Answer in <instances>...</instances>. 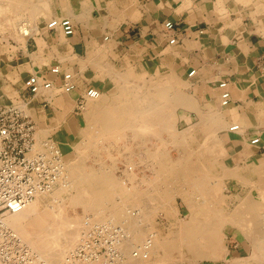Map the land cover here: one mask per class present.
<instances>
[{"label": "crops", "instance_id": "crops-1", "mask_svg": "<svg viewBox=\"0 0 264 264\" xmlns=\"http://www.w3.org/2000/svg\"><path fill=\"white\" fill-rule=\"evenodd\" d=\"M64 18L74 23L73 35L48 27ZM166 21L176 25L175 32L165 33ZM174 34L179 42L172 45ZM106 41L136 70L155 66L187 80L184 95L192 106L178 121L194 126L202 144L194 150L203 154L196 160L212 168L214 153L221 171L192 182L202 186H190L188 194L212 199L213 184L215 192L224 184L215 206L197 208L190 196L182 205L203 216L206 231L217 221L225 235L224 256L200 264H264V0H0V103L13 101L8 90L28 95L37 134L45 132L59 145L71 142L87 126L79 100L91 87L105 89L86 77L92 68H84V59L98 57ZM55 66L75 72L73 91L58 93L60 76L50 74L56 90L24 92L32 74ZM223 81L230 92L227 105L221 100Z\"/></svg>", "mask_w": 264, "mask_h": 264}, {"label": "rangeland", "instance_id": "rangeland-1", "mask_svg": "<svg viewBox=\"0 0 264 264\" xmlns=\"http://www.w3.org/2000/svg\"><path fill=\"white\" fill-rule=\"evenodd\" d=\"M24 28L27 29V27L23 26V29ZM108 42L109 41H106L102 46H99V48H97L100 53L98 57L96 55H92L93 57H88L87 59H84V68H86L87 66L92 68V70H89L86 73V77L93 78L94 82L95 81H97L98 83L103 82L105 84L104 85L105 89L103 88L100 92H101V96L105 98L108 103L110 102L112 103L117 97L121 101L131 100L136 110L138 109L143 110L147 108L151 102L156 101L159 103V108L161 110L163 109L165 118H163L162 122L159 121V125L153 126L154 129L152 130L154 131V133L157 131L156 134L151 135L150 133H153V131L150 129H149L150 131L148 130L149 131V134L147 135L148 139L147 138L146 139L149 142L146 140V143L144 145L138 143V142H141L139 139L136 141L134 140L135 143L138 141L137 143L139 145L137 143L136 144L133 143L134 142L132 140L133 138H131L132 136L129 135L130 132L127 133L126 130H124V132L120 131L126 134V136L122 135L123 133L121 134L120 132H119L120 135L117 133L115 135L113 134L114 136L107 135V134L104 136L99 131V129H95L94 127L93 129L90 126V123L88 122V119H87V115H86L87 126H85V128L81 131V134L79 135V137H77L76 139H73L71 142H68L62 145H59L56 142L61 147L64 153V156H65L64 158H65V163H66V176L70 175V168L73 165H78L81 162L82 163L85 162L83 165L85 167L84 168L85 171L90 172L92 168V170H97L98 173L103 172L100 174H104L105 176H108V178L114 177L112 179V181L115 182L114 184H116V182L117 184L120 183L119 186H117L116 184L115 188L111 186L110 190L111 192L113 191L114 193L112 196V202L106 203L104 201L105 202L103 203L104 206L102 205L100 207V210L97 209L95 211L89 210V208H87L84 204H81V202L74 204V195L76 194V191L73 189H69V191L62 193L63 196L60 195L61 197L60 196L54 197L51 193L52 191L49 193L40 194L39 198H41V202H42L39 206V211H38L39 212L38 218L40 219V222H41V225H40L41 228L39 227L40 229L47 226L48 223H50L48 221H52V219H59V218L61 219V221L60 220L59 221L56 220V221L60 223L59 225L61 224L64 225V227L62 225L60 227L59 225L57 226L58 223L56 224V222H55V226L60 228L62 231L66 229L65 232L70 231V229L73 230L72 228L77 229L74 227L77 224H78L77 226L80 228L81 222H83V225L85 226V227H81L83 229L80 230V233H79V230L77 231L78 232L77 234L80 240L78 239V237L75 239L76 246L74 245L75 247L73 246L74 248H71L70 249L71 251H67L66 252L67 254L68 253L70 254V252H72L77 247H79L81 243L80 241L83 239V237L86 234H88L90 231L96 229L97 227H99V229L101 230L103 229L107 230V227H108V228H111L112 230L114 229V231H119V233H121V236H120L121 243L123 242L125 243L128 240V238L131 237L132 232H129L131 230V226H127L126 222H125L126 224L124 223L125 219L122 218L123 216H119L118 214H115L116 212L114 208H117L115 205L119 204L120 211L124 213L125 215L128 212H132L135 215L137 214L136 216L140 215L141 213H140V210L138 209V206L132 207L131 204L126 205L127 203L126 199H124V197H122V195L120 194L122 189L123 190L128 189V191H130L132 187H135L136 190H138L139 192L147 191L148 195L151 194V196L146 197L143 200L142 204L140 205V207H142L144 212L149 214L148 222H145L144 224H142L141 227L146 237L151 235L155 237L156 239H158L159 243H162V244L181 243L180 239H178L180 237L179 233L181 232L180 227L181 226L183 227V228L181 227V230L183 231L187 223L191 221L192 219H195V218L203 219V216H201L200 214H193L187 208H183L182 205L185 203V199L183 198V196L188 197V198L189 196L191 198H195L197 201L196 207L202 209L204 200L206 201L205 203L208 206L210 204H212V206H215V201L213 200V198H215V196L219 198V193L221 192V188L218 189L219 191L217 190L216 193L214 192V189H213V192H212V196L214 194L213 198L211 196L212 199L203 200L204 196L202 194H193V192L188 194L186 191L188 190L193 191L190 188V184H188L189 182L187 183V181L182 176H179L178 173L170 169L168 166H165V168L163 167L162 169V171H164L165 173L161 172V170L159 171L160 173H158L157 171L158 169L157 165L159 163L158 161L155 160V155H156L155 149L156 151H160L161 153L165 155L168 154L172 156V158L174 159L181 158L182 156H185L186 158V155H189L190 157L188 156L187 157L191 159L192 163L194 162V160H196L197 155L199 154L200 156L202 155L200 151L198 153V151L194 150V148L200 147L202 145V144H199L196 140V137H194V133H195L194 126L188 127L183 122L179 123L178 121L181 114L185 111V108L192 106V103L189 100V98L186 95H184L185 93H187L186 92L187 89H185L187 85V80L183 79L186 81L185 82V81H182V79L176 75L172 76L167 72H161L159 71V68L155 69V66L152 68L148 67V69L144 72L136 70L135 63L134 62L131 63L130 60L124 57L123 55L115 54L113 52V48H114L113 45L109 44ZM74 76H76V74ZM53 90H56V88H53ZM58 90L60 91V93L62 92L61 89H57V91ZM8 94L13 100L18 99L17 101H19V103H22L20 102L21 98L18 96L17 92L8 90ZM164 99L167 100L166 101L167 103L164 101ZM148 101L150 103H148ZM185 105H188V106H185ZM24 108L27 113H30L29 107L26 103L24 104ZM86 108H87V104L85 105V108H84L85 114H87V111H88V109ZM165 124H166V127H165ZM163 128L165 129L167 128V129L164 130ZM99 132L101 134H99ZM44 133L45 132L41 134L40 132H38L37 135L40 140L46 138V136H43ZM158 133H159V137L157 138ZM171 134H173L174 137L177 134L176 139ZM172 140L174 141L172 142ZM178 140L180 141L179 144H178L179 142ZM175 141L177 142L175 143ZM182 142L184 144H182ZM174 144L177 145V147ZM154 146H156L157 148L159 146V150H157V148ZM181 146H182V150H179ZM82 148L83 149L85 148V150H83ZM146 148H148L149 150ZM82 151L84 152L80 153ZM92 152H94V154ZM150 152H152L153 154ZM84 153H86L88 156ZM84 155L87 156L86 159L83 158ZM149 155L150 156L152 155V159ZM212 155L214 159H216L214 156V153H212ZM99 156H101V158ZM108 156L110 157L112 156V157L110 158ZM81 157L83 158V161H81L82 160ZM214 159H212L213 171H219L218 169H216L218 167L215 166ZM128 166L130 168L132 166L134 167L133 171L136 174V179H134V181L130 179L127 180L126 176L128 175L129 171H131ZM199 168L201 172L203 171L205 172L207 169V168L205 169L204 166L201 164L199 165ZM104 171H106L108 174L105 173ZM109 175L110 176L113 175V176L109 177ZM159 176L161 177V179ZM144 178H146L147 181L149 179L150 181L148 182L149 183L151 182V184L149 185V183L143 182ZM156 179L158 181H155ZM119 180L121 181L119 182ZM146 184H148V186ZM214 185L215 184H213V188L215 187ZM223 186L224 184L222 183L221 187ZM182 192L186 193V195L182 196ZM162 196L164 198L163 200H160V198L162 199ZM36 200L37 199H35L34 201ZM186 201L188 202L187 198H186ZM114 202L116 204H114ZM58 205H60V207L62 208H59ZM130 205L131 207H129ZM110 206L114 211H112L111 208L109 209L107 208ZM106 208L107 210H110L112 213L114 212L113 216H111L112 213L110 211H104L106 210ZM194 208H195L194 206L193 208H191L192 211H194ZM180 210H182V213H183L182 215L179 213ZM103 211L107 212L105 214H107L108 216L104 215ZM171 214H173L172 217L170 216ZM35 219H34L35 222L39 221L38 219L37 220ZM105 221L107 223H105ZM85 222L87 225H85ZM119 223L121 224L122 227L119 226ZM213 227H216V229L219 231L218 232L219 242L217 243L218 249L225 250L224 233L220 232L221 230H220L219 225H213ZM12 229L14 230L13 227ZM14 231L16 232L17 230L15 229ZM74 232L76 233V231ZM16 233H18L19 235V232H16ZM221 235H222V238H221ZM220 239L222 241H220ZM125 248H127V252H130L131 254L134 251H136V250H133L127 247V243H126L125 247L123 248V251L121 250L119 251V255L121 257L120 264H123L124 262H127L129 260L128 253L124 252L126 250ZM158 252L157 254L151 255L148 259H145L146 261L144 264H146L147 261L149 264H200L202 263L203 260L220 259L221 257L224 256L223 255L224 251H219V253L221 254H218V256L217 255L215 256V253L212 252L213 253L212 256L209 254L206 256L197 257L192 252L182 247H178L176 249H173V248L166 249L165 248V251H164V248L159 247ZM164 259H166V261Z\"/></svg>", "mask_w": 264, "mask_h": 264}, {"label": "bare ground", "instance_id": "bare-ground-1", "mask_svg": "<svg viewBox=\"0 0 264 264\" xmlns=\"http://www.w3.org/2000/svg\"><path fill=\"white\" fill-rule=\"evenodd\" d=\"M24 26H25V24H24ZM21 29H22L23 32H28V30L26 28L23 29V26H22ZM69 72H71L73 75H75L74 74L75 72H72V71H69ZM74 80H75V76H74ZM45 91H47V90H45ZM58 93H60V91ZM119 100L120 99H118L116 97L115 100L112 103L110 102L111 103L110 104V103H108L106 101L105 98H103L101 96V93H100V96L98 98H92V99L90 98V99H88L87 108H86V109H88V111H87L86 115H87L88 122L90 123V126L92 128L94 127L95 129H99V131L104 136L106 134L107 135H113V134L115 135L117 133L120 135V133L122 134L124 132V130H126L127 133L130 132L129 135L132 136L131 138H133L132 139L133 141L134 140L136 141V140L139 139L141 142H138V141L137 142L144 145L146 143V140L148 139L147 135L149 134V131L154 129L153 126L159 125V121L162 122L163 118H165L164 113H163V109L161 110L159 108V103L156 102V101H153L151 103L148 101V103H150V105L146 102L149 105L147 108H145L143 110H140V109L137 108L138 110H136V108L134 107V104H133V102L131 100H126V101H121V100L119 101ZM164 101L166 102L167 100L164 99ZM178 104H179V102H178ZM185 106H188V105H185ZM162 126H163V124H162ZM165 127H166V124H165ZM163 129L166 130L167 128L166 129L163 128ZM120 131H123V132H120ZM155 131H156V129H155ZM100 132H99V134H101ZM156 133H157V131L155 133L153 131V133H150V134L154 135ZM122 135L126 136V134H124V133ZM129 135H127V136H129ZM171 135L174 137L173 134H171ZM176 136H177V134H176ZM176 136L174 137L175 139H176ZM106 137H108V136H106ZM158 137H159V133L157 135V138ZM214 139H215V137H214ZM174 140H172V142ZM39 141H41V140L39 139ZM135 141L133 143H135ZM176 142L177 141H175V143ZM179 143H180V141L178 142V144ZM182 144H184V143L182 142ZM175 146L177 147V145H175ZM154 147H156V146H154ZM146 149H148V148H146ZM83 150H85V148ZM157 150H159V146H158ZM179 150H182V146H181V148ZM77 151H79V150H77ZM96 151H97V149H96ZM210 151H211V149H210ZM83 152L84 151H82L80 153H83ZM94 152H92V153L94 154ZM159 152L160 151H156V149H155V153H156V155L154 154L155 155V160L158 161V163H159L157 165L158 166V169H157L158 173H160L159 172L160 170H161V172H164V171H162L163 167L165 168V166H168L170 169H172L173 171L178 173L179 176H182L187 181V183L189 182L188 184H190V186L193 187V188H194V186H196L198 188L200 186H202V184H200V186H199V185H197L198 183L197 184H193L192 183V182H195V180L200 179L201 176L202 177L203 176H207V177L210 176V177L215 178L216 176H219L221 174V171H220L219 167L216 168L219 171H213V168H209V167L206 166V168H207L206 169L205 168V164L204 163H200L197 160H194V162H193L194 164H193L191 162V159L188 158V157H190L189 155H186V158H185V156H182L181 158L174 159V158H172V156H170L168 154L165 155V154H163L161 152L159 153ZM150 153H152V152H150ZM84 154H86V153H84ZM84 156H83V158L86 159V157L88 155L85 156V157ZM99 157L101 158V156H99ZM108 157H110V156H108ZM150 157L152 159V155ZM83 158H82L81 161H83ZM212 159H214L213 155H212ZM96 162H97V160H96ZM81 163L78 164V165H73L70 168V175L66 176L63 180H61L59 182V184H57L54 187V189L52 190L51 193H52V195L54 197H59L60 195H62V193H65V192L69 191V189H73V190L76 191V194L74 195V204L81 202V204H84L87 208H89V210H93V211H95L97 209L100 210V207L103 205V203L112 202V196H113L114 193H113V191L111 192L110 189H111V186L113 188H115L117 182H116V184H114L115 182L112 181V179L114 178V177H112L113 175L112 176L109 175V177H112V178H108V176H105L104 174H100V173H103V172H99L98 173L97 170H92V168H91L92 171L90 170V172L85 171L84 170L85 167L83 166L85 162H83L82 164ZM190 164H192V165H190ZM200 164L203 165L204 168L206 169L205 172L204 171L201 172L199 170L200 169L199 168ZM108 167H110V166H108ZM129 169L131 171H129V173L127 171V173H128V175L126 176L127 180L130 179V180L134 181V179H136V174L133 171L134 167L133 166L131 168L129 167ZM88 170H89V168H88ZM114 170H116V169H114ZM104 172L107 173L106 171H104ZM156 176H157V174H156ZM157 179L155 181H158ZM160 179H161V177H160ZM122 180H124V179H122ZM120 181L121 180H119V182ZM148 181H150V180L148 179ZM148 181H147L146 178H144L143 182L149 183ZM107 184H109V185H107ZM150 184H151V182L149 183V185ZM119 185H120V183L117 184V186H119ZM146 185L148 186V184H146ZM214 186H216V185H214ZM186 192L188 193V191H186ZM120 194L122 195V197H124V199H126V201H127L126 205L131 204L132 207L138 206V209L140 210V213H141L138 216H136L137 214L135 215L132 212H128L125 215L124 213H122L120 211L119 204H116L114 202V204H116L115 206L117 207V208H114V206H113V208L115 209V212H116L115 214H118L119 216H123L122 218L125 219L124 223L126 222L127 226H131V230L129 232H132L131 237L128 238L129 241L127 240L128 242L126 241L125 243H123L121 247L124 248L126 243H127V247H129V248H131L133 250H136V251H134L131 254L130 252H127V248H125L126 250L124 252L128 253L129 260L127 262H124V263H126V264H144L145 261H146L145 259H148L153 254H157V252L159 251V247L164 248V251H165V248L166 249H168V248L169 249H172V248L176 249L178 247L186 248L187 250L192 252L197 257L198 256H200V257L201 256H206V255H209V254L212 256V254H213L212 252L215 253V256L216 255L218 256V254H221V253H219V251H224V250H221V249L219 250L218 247H217L218 246L217 243L219 242L218 241V232L219 231L216 229V227L212 226V229L210 228L211 231L210 230L206 231L204 223L202 224V222H200V220L197 219V218L192 219L191 221H189L183 231L181 230L182 226L180 227V231L181 232L179 233L180 237L178 239H180L181 243L162 244V243H159L158 239H156L155 237H153L151 235H149L151 237H149V236L146 237L145 233H143V231H142V227L141 226L145 222H148L149 214L145 213L144 210L142 209V207H140V205L142 204L143 200L146 197L151 196V194L148 195L147 191H143V192L140 191L139 192L138 190H136L135 187H132L130 191H128V189H126V190L122 189ZM183 195H186V193L182 192V196ZM39 197H40V194L36 197V199H37L36 201H33V203L31 202L22 211H20L18 213H15V214H12V215H9L8 218H6V223L9 224L11 226V228L13 227L14 230L16 229L17 230L16 232H19V236L21 238H23V241L26 244H28L30 246V248L32 250H34L38 254V256L40 257V259L42 261H44L47 264H61V263H64L67 260V257H68V254H69V253L67 254L66 252L67 251H71L70 249L74 248L76 246L75 245V242H76L75 239L78 237V234H77L78 232L77 231L79 230V233H80V230L83 229L81 227H85V226L83 225V222H81V224H80V226H81L80 228L81 229L77 226L78 225L77 224L76 226H74L77 229L72 228L73 230L70 229V231L65 232L66 229L62 231L60 228L57 227L60 223H58L56 220H58V221L60 220L61 221V219L59 218V219H52V221H48L50 223H48V225L45 226L46 228L43 227L44 229L43 228L40 229L41 228V226H40L41 222H40V219L38 218V214H39L38 211H39V206H40V204L42 202H41V198H39ZM163 198L164 197L162 196V199L160 198V200H163ZM183 198L185 200H186V198L189 199L188 197H185V196H183ZM204 199H206V198H203V200ZM205 202L206 201L204 200L202 207L207 205ZM131 205L129 207H131ZM58 206H59V208H62V207H60V205H58ZM107 208L109 209V208H111V206L107 207ZM107 208L104 211H110V210H107ZM102 209H103V207H102ZM111 210L114 211L112 208H111ZM104 211H103L104 215L108 216L107 214H105L107 212H104ZM113 213H112L111 216H113ZM31 218H32V220H31ZM34 219L35 220L38 219L39 221L35 222ZM119 219H120V217H119ZM208 220H209V218H208ZM64 221H65V219H64ZM117 221H118V219H117ZM55 222H56V224L58 223L57 226H55ZM249 222L250 221H248V223ZM105 223H107V222L105 221ZM212 224L215 225L216 223L214 222ZM61 225H59V227ZM85 225H87L86 222H85ZM62 226L64 227V225H62ZM119 226H121L120 223H119ZM63 227H62V229H63ZM68 227H69V225H68ZM84 229H86V228H84ZM74 231H76V233ZM85 233H87V232H85ZM79 236H80V234H79ZM221 238H222V235H221ZM78 239H79V237H78ZM220 241H222V240L220 239ZM164 260L166 261V259H164ZM146 264H149L148 261L146 262Z\"/></svg>", "mask_w": 264, "mask_h": 264}, {"label": "built area", "instance_id": "built-area-1", "mask_svg": "<svg viewBox=\"0 0 264 264\" xmlns=\"http://www.w3.org/2000/svg\"><path fill=\"white\" fill-rule=\"evenodd\" d=\"M48 27L61 29L67 36L75 32V25L69 18L52 19ZM164 28L167 35L176 31L172 21H166ZM178 42L176 34L169 37V44ZM50 74L60 76L62 92L76 88L74 75L55 66L32 74L24 82V92L35 95L52 89L54 83ZM227 84V81L220 83L223 105L230 102ZM100 93L94 87L89 88L79 100L80 109L88 99L98 98ZM27 98L28 95H24L22 103L17 100L0 103V264H47L6 223V218L22 211L39 194L51 192L66 176L64 153L52 138L39 141L36 123L24 108L25 103L28 105ZM237 128L235 125L231 129ZM259 141L257 137L252 143ZM120 236L121 233L114 229L97 227L83 237L79 247L61 264H120L119 251H123L124 243L120 242Z\"/></svg>", "mask_w": 264, "mask_h": 264}]
</instances>
